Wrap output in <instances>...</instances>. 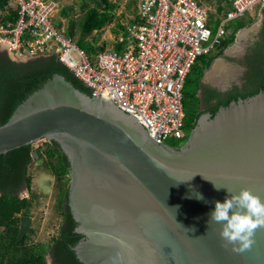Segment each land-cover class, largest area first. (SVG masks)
Segmentation results:
<instances>
[{
  "label": "water",
  "instance_id": "95a60500",
  "mask_svg": "<svg viewBox=\"0 0 264 264\" xmlns=\"http://www.w3.org/2000/svg\"><path fill=\"white\" fill-rule=\"evenodd\" d=\"M41 141L57 142L70 163L69 207L84 236L74 249L84 264H264V228L249 249L233 250L209 220L227 189L264 200V91L214 117L203 113L176 148L107 96H90L56 74L0 126V155ZM20 220L22 240L33 218Z\"/></svg>",
  "mask_w": 264,
  "mask_h": 264
},
{
  "label": "trees",
  "instance_id": "16d2710c",
  "mask_svg": "<svg viewBox=\"0 0 264 264\" xmlns=\"http://www.w3.org/2000/svg\"><path fill=\"white\" fill-rule=\"evenodd\" d=\"M197 1L202 3V0ZM206 1L213 7L218 5L214 10L208 9V24L213 32H216L221 21L232 9V0ZM128 3L133 15L128 24L121 21V16L125 18V14L120 17L117 14L120 9L117 0H82L79 8L83 13L79 16L74 13L73 5H64L60 16L65 17L67 22L64 24L61 19L55 21V24L66 37L85 49L94 62L100 53L106 51L122 53L128 50L131 42L129 25L139 21L137 1L129 0ZM258 12L264 15V8L258 7L235 20L234 27L230 25L227 27L225 35L219 39L214 48L196 60L182 91L185 137L169 140L166 142L168 145L181 148L188 141L203 113H210L214 117L221 107H227L233 101L246 99L264 91L263 25L258 49L248 57L250 70L246 83L242 87L235 86L224 94L206 88L205 110H202L203 101L199 95L201 81L212 62L234 43L238 31L256 21ZM0 13L2 22L15 23L18 19V10L12 0H0ZM112 24L113 39L100 42L104 28ZM56 74L63 75L76 88L92 95L91 90L56 56H41L25 62H16L11 59L7 51H0V126L10 119L19 105ZM36 150L42 151V164L56 180L53 208L60 220L55 235L48 243L31 241L32 234H27L22 240L19 238L21 216H31V209L38 198L32 189V176L29 174L33 162L32 152ZM69 184L70 163L55 141H46L38 149H35L34 145H27L0 155V264H48L49 255L53 264H84L77 257L74 249L84 236L76 232L78 223L73 218L68 204ZM23 188L29 190L28 197H20V190Z\"/></svg>",
  "mask_w": 264,
  "mask_h": 264
},
{
  "label": "built area",
  "instance_id": "2783aa9c",
  "mask_svg": "<svg viewBox=\"0 0 264 264\" xmlns=\"http://www.w3.org/2000/svg\"><path fill=\"white\" fill-rule=\"evenodd\" d=\"M139 21L129 25L127 51H106L93 62L55 24L54 0H12L18 19L0 21V44L15 58L56 56L91 90L133 115L160 143L185 137L183 87L196 60L208 54L227 25L264 7V0H232L217 31L197 0H136ZM63 8V6L61 7Z\"/></svg>",
  "mask_w": 264,
  "mask_h": 264
},
{
  "label": "rangeland",
  "instance_id": "374dc122",
  "mask_svg": "<svg viewBox=\"0 0 264 264\" xmlns=\"http://www.w3.org/2000/svg\"><path fill=\"white\" fill-rule=\"evenodd\" d=\"M59 3L60 9L55 13V21L62 19L64 24L67 22V19L65 17L60 16L61 7L67 4L73 5L75 7L74 13L76 16H79L83 13V10L79 8L80 4L82 3V0H54ZM120 3V9L118 10V15L125 14V18L121 16V21L124 24H128V21L133 16L132 15V9H130L129 0H117ZM203 5L207 7L208 9H216L218 5H214V7L209 4L206 0H202ZM264 19V15L262 12H258L257 19L254 23H252L250 26L246 27L248 28L247 32L243 33L238 31L237 33V39L235 44L230 45L229 50H231V53L233 54H240L243 50V46L247 45L248 42L252 40V38L256 35V29L259 28L261 21ZM234 27L235 21L230 22L228 26ZM114 25H108L104 28L100 42L107 41L110 39H113L114 35L112 34V27ZM240 33V34H239ZM241 36V37H240ZM110 45V44H109ZM234 47V48H233ZM5 48L4 45L0 44V50L3 51ZM233 48V49H232ZM232 54V55H233ZM14 57V56H13ZM15 58V57H14ZM220 58H223L221 56ZM17 59V58H15ZM225 60V59H224ZM18 61H21L18 60ZM27 61V60H22ZM226 61V60H225ZM216 63V62H215ZM214 63V64H215ZM213 64V66H214ZM212 66V67H213ZM225 66V65H224ZM226 67V66H225ZM212 69V68H211ZM210 69V70H211ZM209 70V71H210ZM237 78V75H234V77L231 79L230 82L235 80ZM46 141H41L39 143L34 144V148L38 149L41 145H44ZM41 151V150H40ZM42 152V151H41ZM43 155V154H42ZM43 157L33 159V162L30 165L29 168V174L32 176V189L37 194L38 198L36 199V204L31 209V216L33 218V232L31 233V241L33 242H45L48 243L51 241L52 237L55 235L59 223V216L54 211V201H55V195H56V180L51 175L50 171L42 164ZM30 195L29 190L25 189L20 193L21 197H28ZM48 264H53V260L51 256L49 255L47 257Z\"/></svg>",
  "mask_w": 264,
  "mask_h": 264
},
{
  "label": "clouds",
  "instance_id": "9594fccd",
  "mask_svg": "<svg viewBox=\"0 0 264 264\" xmlns=\"http://www.w3.org/2000/svg\"><path fill=\"white\" fill-rule=\"evenodd\" d=\"M231 45H233V43ZM228 47L230 48V45ZM3 51L7 50L4 48ZM9 56L16 62H25L22 60L18 61L20 59H15L10 53ZM214 187L217 191L222 189L215 184ZM227 191L230 195L225 198L224 202H215V209L210 213L209 220L220 225L219 235L223 241L233 245V250H237L235 245L239 244V250L243 251L251 247L254 242L252 238L257 230L264 228V200L248 189H242L238 195L232 194L228 189ZM197 199L203 200L204 198L200 194ZM189 230L195 231L196 229L193 227Z\"/></svg>",
  "mask_w": 264,
  "mask_h": 264
},
{
  "label": "flooded vegetation",
  "instance_id": "af4514ba",
  "mask_svg": "<svg viewBox=\"0 0 264 264\" xmlns=\"http://www.w3.org/2000/svg\"><path fill=\"white\" fill-rule=\"evenodd\" d=\"M263 25H264V19L261 21V23L259 25L260 27L256 29V31H257L256 35L252 38V40L250 42H248L247 45L243 46V50L240 54L238 53V54L232 55L228 52L227 54L223 55V57L225 56L226 63L230 64V66H231V64L234 66L235 75H237V78L234 81H232L231 86H229L225 90H223V89H220L219 87L215 86L214 84H212V82H206L205 81V82L201 83L199 95L203 101L202 110H205L207 107V104L204 102V97L206 94V88L211 89V90H215L219 93L224 94V93H227V92L231 91L232 89H234L235 86L242 87L246 83V78H247V75H248L249 70H250L248 57H249V55H253L254 51L256 49H258L257 47H258V43L260 41V33H261ZM236 37H237V35H236ZM235 42L233 44H235ZM226 85L227 84H223L221 86H226ZM24 190H25L24 188L21 189L20 193ZM68 204H69V201H68Z\"/></svg>",
  "mask_w": 264,
  "mask_h": 264
},
{
  "label": "bare ground",
  "instance_id": "6f19581e",
  "mask_svg": "<svg viewBox=\"0 0 264 264\" xmlns=\"http://www.w3.org/2000/svg\"><path fill=\"white\" fill-rule=\"evenodd\" d=\"M229 53L233 54L231 53V50H229ZM234 75H235L234 67L226 63V61L223 58H220L219 60L216 61L212 69L207 72L206 81L212 82V84L222 87L221 85L228 84L231 81V79L234 77Z\"/></svg>",
  "mask_w": 264,
  "mask_h": 264
}]
</instances>
